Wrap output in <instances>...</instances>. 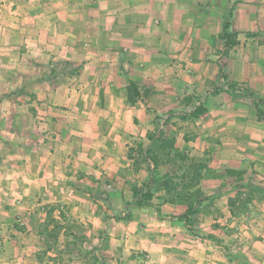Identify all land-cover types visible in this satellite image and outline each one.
Segmentation results:
<instances>
[{"label": "crops", "instance_id": "0c3cea01", "mask_svg": "<svg viewBox=\"0 0 264 264\" xmlns=\"http://www.w3.org/2000/svg\"><path fill=\"white\" fill-rule=\"evenodd\" d=\"M6 2L0 3V93H4L0 108L6 110L0 111V142L3 139L12 146L16 144L11 151L14 153L2 162L14 167V174L23 176L17 191L28 197H46L39 205L63 202L71 212L82 213L86 202L84 205L79 200L85 198L78 195V189H70L75 193L69 194L64 184L79 180L84 185L87 180L89 185L88 181L101 179L96 171L99 162L93 166L81 163L79 169L86 172L81 178L74 176L78 158L72 157L73 152L87 149L90 140L86 138L100 128L92 124L99 123L104 110L110 108L109 114L117 117L114 124L120 134L131 132L144 137V131H154L142 122L148 114L159 115L158 107L165 102L173 104L170 115L185 112L182 108L199 99V93H193L197 87L206 91L197 104L203 102L207 108L199 119L198 131L207 136L231 134L237 141L234 149L225 145V137L218 138L221 142L216 140L217 144L210 139L205 142L199 158L224 177L206 174L202 186L212 195L215 218L221 207L226 220L231 217L234 225L240 226L238 222L246 218L232 216L227 201L236 195L240 183L226 170L245 172L241 183L264 190V120L258 118L254 103L264 98V0H18L15 6ZM226 19L239 41L227 52L220 37ZM67 63L81 65L82 70L59 82L58 77L49 78L57 64L62 68ZM130 80L151 90L149 97L134 106L128 104L125 94ZM211 84L216 87L210 90ZM229 85H245L255 95L238 99V91L229 95L218 92ZM20 102H27L28 108H20ZM147 107L154 109L147 113ZM187 142L202 148L198 138ZM95 144L108 149L111 142L104 145L97 139L91 146ZM248 149L254 151L249 153ZM211 151L213 158L220 159H212ZM62 164L69 168L64 170ZM34 207H28V214ZM250 209L264 212V201H254ZM149 212L147 208L137 209L134 218L143 220ZM162 226L174 234L173 227ZM178 235L172 236V245L182 247L181 252L173 249V253H160L156 243L148 240H140L138 245L149 246L157 253L149 264H218L217 258L207 255L206 239ZM263 255L256 257L261 264ZM219 257L220 262H227L225 256Z\"/></svg>", "mask_w": 264, "mask_h": 264}, {"label": "rangeland", "instance_id": "374dc122", "mask_svg": "<svg viewBox=\"0 0 264 264\" xmlns=\"http://www.w3.org/2000/svg\"><path fill=\"white\" fill-rule=\"evenodd\" d=\"M6 1V4L13 6L18 0ZM2 2L4 3V0H0V3ZM215 87L216 85L211 84L209 89L211 90ZM240 87L229 85L227 88L222 87L218 92H227L229 95V93H236L235 91H238V99L251 98L255 95L254 92L248 90L245 85H243L242 88ZM196 92L199 93L197 94L199 99L204 98L206 94L205 89L199 90L197 87L193 90V93ZM1 95H4V93H0V96ZM22 99L27 100V97H22ZM199 99L187 105V109L182 108L185 114L189 113L194 108ZM263 99L264 98H260L259 100ZM142 104L144 105V103ZM19 105H21L20 108H28L27 102H20ZM146 105L147 103L144 107ZM170 106H173V104H167V102L164 104L161 103L158 107L160 109L159 115L155 116L152 114L151 116L148 114L142 122L152 127L154 130L158 122V125L166 132L165 137H169L174 141L173 147L179 148L182 154L187 155V160H189V158H193V160H202V157V159L199 158V156H201L199 153H204L205 142L209 139L214 144H217L218 142L216 140H219L218 138L225 137L222 141L229 149H234L235 146H237V141L231 134L224 133L219 136L209 134L207 136L205 133L198 131V123L201 122V117L195 119L187 117V119H184L179 115L169 116ZM147 108V113H151L150 108L154 109L153 107ZM260 108L264 110V104H261ZM225 109L236 110L231 107H225ZM108 110H110V108L104 110L103 114L105 116L99 120L98 124H92V126H100V128L99 130H95L93 135L89 134L86 138V141L88 139L90 140V142H86L88 146L87 149L81 150L78 154L73 152L75 156L72 157V159L75 157L78 158V163H76L74 168V170H77V173H75L74 176H80L81 178L83 177V173L86 172L79 169L80 166H82L81 163L93 166L94 162H99L100 165L97 166L99 169L96 171L98 175H101V179L97 181L94 180V182L88 181L89 185H87V180H84V185H82L79 180L77 182L68 181V185L64 184L65 189H78L80 191L78 195L85 198V201L79 200V202L83 204L86 202V206L82 209V213L71 212V208L66 207L68 203L63 202H51L46 205L42 203L39 205L40 202L46 201L47 198L39 197L38 194L28 197V195H24L17 191V186H20L24 182L23 176H17L14 174V167L2 162V159L7 155L14 153L11 151L16 147V144L12 146L7 140H1L0 264H94L93 253L91 251L96 246L100 248V253H102L106 264H149L148 262L153 259V255L157 253L150 251L151 247L149 246H146V248L139 247L138 244L140 240H148L156 243L160 253L172 252L173 249L181 252L184 250L182 247L172 245V236L177 234H179V237H190L203 241L206 239L207 255H213L214 258H217L216 262H218V264H241V261H230L226 256L224 247L220 245L218 241L231 247L232 252L245 257L250 264H261L262 262L256 257L261 253L264 254V212H260L259 210L257 212H251L253 210L250 209L248 212L239 215L238 217H245L246 219H244V221H239L238 224L240 226L238 227L234 225L235 220H232L231 217H227L226 220L221 207L219 208L220 212L217 214L218 217L215 218L214 204L210 205L208 202L204 204V211L195 217V222L190 227L183 223H179L176 219V216L182 214L186 208L185 205L181 204H164L161 208L162 214L164 215L162 218L158 217V215L150 209L149 214L144 216L143 220L134 218L138 208L128 206L127 203L130 202L132 198L131 182H142L144 176L146 178L148 173V164L143 162V158L139 157L138 146L141 141H143L146 146L148 145L149 140L147 136L149 131H144L145 138L140 137V135L132 134L131 132H128L127 135L120 134L118 126L114 124V118L117 119V117L110 115ZM0 111L5 112L6 110L1 107ZM224 114L227 116L225 121L228 122L230 117L227 112ZM80 119L86 121V118ZM125 119L126 118H120L121 121H125ZM128 119L130 123H132L130 116ZM1 120L2 117L0 116V121ZM231 121L229 123H231ZM240 121L241 120H238V122ZM137 123L139 125V122ZM112 127L113 129H111ZM103 130H107L106 133H104ZM109 132L111 133L109 134ZM84 133H86V131H84ZM3 135L6 137L10 136V138L13 136L12 134L6 133ZM78 135L77 133V136ZM14 138H16V135H14L13 140H15ZM192 138L193 141L198 138V145L202 144L201 149L188 145L187 141ZM97 139L104 145H109L110 142L111 145L108 146V149L103 146L101 149L98 148L96 146L97 143L95 144L96 147L91 146L92 141L95 140V142H97ZM219 142H221V140H219ZM190 148L198 149L193 150ZM211 150L214 152L217 151L214 148ZM212 151L210 152L211 158L219 160L220 156L213 158ZM253 151L254 149L247 150L249 153ZM262 151L264 152V149ZM240 152L246 153L244 150ZM204 155L206 156L207 154ZM66 156L68 157L70 155H64L63 157ZM253 156L256 157L259 155L253 154ZM261 157L264 158V154H262ZM181 158L182 157H175L174 151L171 152V154H163L159 172L163 174L167 171H173V173L176 172L181 174L183 172V169L179 168L182 162ZM238 158L240 157L238 156ZM183 160L185 159L183 158ZM126 162H129L130 166L123 167V163ZM62 167L65 170L67 166L63 165ZM103 174H107V176L102 178ZM114 175L115 177L112 178ZM71 180H75V178ZM92 182L93 187H90L92 186L90 185ZM210 187L211 186H208V190H210ZM86 190L89 191L91 197L87 195L85 192ZM68 193L74 195L75 191L71 193L70 190ZM260 195L261 194L255 192L257 198H255L254 201H264V199H258ZM70 198L68 200L71 201ZM155 201L158 202V199ZM227 201L229 206V198ZM219 204L224 206V203L221 201ZM32 205L35 206L34 210L39 207V209L35 210L34 215L32 213L34 210L28 214L30 211L28 207ZM50 206L58 207L54 212L56 218L60 217V211L65 213L66 218L63 217L61 220L65 225H69V227L67 231L62 230L60 232L57 244L54 243L55 238L51 237L50 242L53 246L51 249H47L45 239L39 235V229L44 222L40 221V219L44 218L42 214L47 213ZM128 213H131V216L125 218ZM139 216L141 215L139 214ZM202 217L204 218L203 220H201ZM162 224H168L173 227L174 234L171 233V231H166L170 230L169 227H163ZM50 228H52V225ZM64 232L70 233L64 234ZM210 236H214L215 238ZM184 252H186V250ZM219 256H225L227 262H220Z\"/></svg>", "mask_w": 264, "mask_h": 264}, {"label": "trees", "instance_id": "16d2710c", "mask_svg": "<svg viewBox=\"0 0 264 264\" xmlns=\"http://www.w3.org/2000/svg\"><path fill=\"white\" fill-rule=\"evenodd\" d=\"M220 37L224 40L226 52L239 43L236 39V33L230 30V22L228 19H226L223 24ZM58 65L59 64L49 73L50 79H56L58 77L56 82L62 81L67 75H78L82 70L81 65L77 66L73 63H67L62 68H59ZM125 94L128 104L134 106L138 101H143L149 97L151 95V90L146 86H142L135 80H130L125 89ZM192 101L191 99L189 103ZM254 103L257 107L258 118L264 120V110L260 108L261 104H264V99H255ZM206 112L207 108L204 103L199 102L189 113L185 114L184 112L179 114V116L184 119H187V117L195 119L200 118ZM172 114L169 116H173ZM165 135V130H163L157 122L155 130L148 132L147 137L149 144L146 146L143 141L139 143V157L143 158V162L148 164V173L142 182H131L132 198L127 205L138 209H150L160 218L164 217L161 209L164 204L185 205L186 208L184 212L177 215L176 219L179 223H183L190 227L194 224L195 217L204 211V204L206 202L210 205L213 204L212 195H208L202 187V181L205 175L214 174L216 176H224L215 174L203 160H193V158L187 160L188 156L182 154L179 148H174V141L169 137H165ZM173 151L175 152V157H182L181 166H179V168L183 169V172L178 174L176 172L173 173V171H167L161 174L159 172V167L161 165L162 155L165 153L171 154ZM183 158L185 160H183ZM244 173L243 171L226 170L228 176L235 175L236 181L240 183L236 195L229 198L230 211L234 217H238L250 210V205L255 198H257L255 192L261 194L258 199H264V190L256 188L251 183L247 185L241 183L244 180ZM156 199H158V202L155 201ZM57 209V206H50L49 210H47V217L39 229V235L45 239L47 249H51L53 246L50 242V238H55L54 243L57 244L60 232L62 230L67 231L69 227V225H65L61 220L63 217L66 218L63 211H60L61 215L59 218L54 216V212ZM130 216L131 213H128L125 218H129ZM51 225L52 228H50ZM68 233L70 232H64V234ZM210 237L215 238L214 236ZM216 240L218 241L217 238ZM218 243L224 247L226 256L230 261H241V264H250L245 257L232 252L231 247L222 244L221 241H218ZM91 252L93 253L94 264H106L102 253H100V248L96 246Z\"/></svg>", "mask_w": 264, "mask_h": 264}]
</instances>
